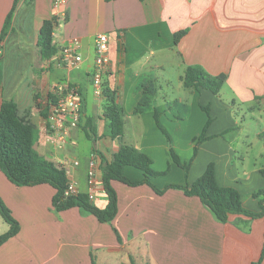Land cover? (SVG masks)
Here are the masks:
<instances>
[{"label":"crops","instance_id":"crops-1","mask_svg":"<svg viewBox=\"0 0 264 264\" xmlns=\"http://www.w3.org/2000/svg\"><path fill=\"white\" fill-rule=\"evenodd\" d=\"M12 8L0 57L8 38L19 36L23 27L31 48L22 59L30 69L31 54H39L42 23L53 17L51 0H0V33ZM58 21L53 32L57 53L49 60L40 58L41 67L48 68L52 87L58 83L78 89L81 119L58 148L48 141L47 119L38 112L47 102L39 100L38 111L31 103L27 117L40 131L35 150L58 164L79 160L69 179L84 188L89 158L100 165L110 162L121 145L132 146L150 158L159 175L124 166V176L148 179L163 192L157 194L145 183L112 181L117 213L110 223H100L76 207L56 211V191L50 185L16 186L0 171V198L20 226L0 246V264H264V214L256 197L264 187V0H66V15ZM182 30L187 33L175 44L174 34ZM99 34L108 36V62L96 95L90 74L93 40ZM71 38L81 41L76 69L60 65L61 49ZM22 63L11 83H4L8 71L0 66V104L12 100L18 105V86L40 75L34 70L21 79ZM192 65L212 76L226 74L217 95L183 86L181 77ZM9 85L16 87L8 91ZM105 89L114 92L122 107L120 139L109 137ZM209 164L217 184L236 189L243 207L257 216L230 214L222 223L199 198L167 187L192 184ZM107 202L103 193L95 205L102 209ZM3 222L0 235L9 228Z\"/></svg>","mask_w":264,"mask_h":264},{"label":"trees","instance_id":"trees-1","mask_svg":"<svg viewBox=\"0 0 264 264\" xmlns=\"http://www.w3.org/2000/svg\"><path fill=\"white\" fill-rule=\"evenodd\" d=\"M13 8L7 15L1 30L0 43L5 40L11 29ZM58 22V18L53 16L51 19L43 21L39 30L36 45L42 60H49L57 53V48L53 44V32ZM186 33L187 30H182L174 34V43H178ZM0 49H2L1 46ZM181 80L185 88L206 90L217 95L226 81V74L212 76L200 66L192 65L185 68ZM103 95V117L108 122L109 137L120 139L123 135L124 125L122 107L116 102L114 92L105 89ZM57 99L58 96L49 94L50 102H47L46 106L42 107L37 104L40 109L39 114L44 119L48 118L49 105L56 103ZM27 116L28 114L21 115L17 103L12 100H4L0 104V171L16 186L48 184L53 187L56 192L52 198V207L56 211L60 212L76 207L84 213L91 214L100 223H110L117 213V195L111 186L112 181H118L128 186L145 183L152 187L157 194L163 192V190L155 188L148 179L130 180L123 175L122 168L124 166L137 168L148 176L159 174L151 169L152 161L147 155L132 146L121 145L110 162L103 160L100 163L104 193L108 200L104 208L101 209L91 203L86 194H66L65 171L60 164L46 159L35 150L40 131ZM91 122V119H88V128L94 133ZM203 133L198 138V142L204 139ZM171 156L174 161L180 164L173 153ZM187 164L180 165L186 169ZM167 187L182 190L186 196L199 198L201 203L209 209L214 219L222 223L227 221L230 214H243L251 218L257 216L243 207L241 195L236 189L221 187L217 184L213 164H209L204 173L192 184ZM256 197L260 198L259 205L264 214V187L256 193ZM0 216L9 226L8 230L0 235V246H2L18 234L20 226L1 198ZM263 258L264 252L261 260Z\"/></svg>","mask_w":264,"mask_h":264},{"label":"built area","instance_id":"built-area-1","mask_svg":"<svg viewBox=\"0 0 264 264\" xmlns=\"http://www.w3.org/2000/svg\"><path fill=\"white\" fill-rule=\"evenodd\" d=\"M53 16L62 19L66 15V0H51ZM94 61L90 74L94 93L101 92L102 77L106 72L108 62V36L99 34L93 40ZM60 65L69 69H76L82 60L81 41L71 38L60 52ZM57 102L49 106L48 141L56 147H63L69 138L68 130L76 128L80 123L82 103L79 91L73 86H59L57 88ZM67 178L68 195L86 194L91 203L96 204L104 193L100 165L94 158H89L85 165L84 188L69 179L72 169L80 167L81 163L75 159H64L59 163Z\"/></svg>","mask_w":264,"mask_h":264},{"label":"rangeland","instance_id":"rangeland-1","mask_svg":"<svg viewBox=\"0 0 264 264\" xmlns=\"http://www.w3.org/2000/svg\"><path fill=\"white\" fill-rule=\"evenodd\" d=\"M20 31H21V34H19V36L16 37V36L12 35L6 41L5 47L3 49V55L0 57L1 58L0 59V66L4 70L8 71V76H7L8 78L6 77L4 79V83H11V82L16 81L14 76L11 77V74L14 72L16 65L19 66L21 62H23L21 68L18 67L19 75H20L21 79L26 80L27 78H29L30 73L31 72L34 73V70L41 72L40 75H34V80H31V78H30L28 83L26 82L27 83L26 86H24V83H23V86H18L19 88L17 89L16 92H14V96L16 97V99L18 101V105L20 108L21 115L26 116L29 112L28 108L30 107L31 103H32V107H33L34 111H38L37 104L39 103V100L41 102H50L48 100L49 93L57 96V90H58L57 88L61 84L59 85L57 83L53 87H52V85H50V82L47 79V77H48L47 72L49 70H48V68L41 67L43 62L41 61V59L39 57L38 51H34L31 54V58H33V59H32V62L30 63V65L33 64V67L30 69L26 67L27 63L25 61H23L22 57H24L23 53L26 52V48L29 46V45H27V41H28L29 36H28V31L25 28L22 27V29ZM19 42H22V43L20 44ZM24 45H27V46H24ZM36 79H37V81H36ZM3 86L6 87V84ZM15 87H16L15 85L14 86L9 85L8 91L12 90ZM20 87L22 88L21 93H20ZM47 88H49V90ZM48 91H49V93H48ZM29 92H30V95H29ZM5 96L7 97L9 95L5 93ZM29 99L31 102L29 101ZM78 155L80 156V154H78ZM0 222H1V224L4 223L3 219L1 217H0Z\"/></svg>","mask_w":264,"mask_h":264},{"label":"water","instance_id":"water-1","mask_svg":"<svg viewBox=\"0 0 264 264\" xmlns=\"http://www.w3.org/2000/svg\"><path fill=\"white\" fill-rule=\"evenodd\" d=\"M105 165V164H104Z\"/></svg>","mask_w":264,"mask_h":264}]
</instances>
